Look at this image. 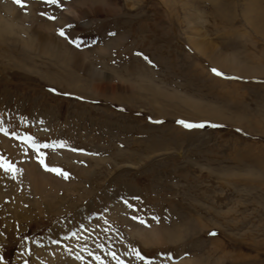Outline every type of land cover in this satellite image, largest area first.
<instances>
[{"label":"rangeland","instance_id":"obj_1","mask_svg":"<svg viewBox=\"0 0 264 264\" xmlns=\"http://www.w3.org/2000/svg\"><path fill=\"white\" fill-rule=\"evenodd\" d=\"M0 16L2 264H264V0Z\"/></svg>","mask_w":264,"mask_h":264},{"label":"snow or ice","instance_id":"obj_2","mask_svg":"<svg viewBox=\"0 0 264 264\" xmlns=\"http://www.w3.org/2000/svg\"><path fill=\"white\" fill-rule=\"evenodd\" d=\"M14 2H15L18 6H20L22 9H26V6H27V0H14ZM49 2H51V3H58L59 0H49ZM52 19H55V17H52ZM59 32H60V35H61V36H64V37L67 38V34L65 33L64 28L59 29ZM70 42H71L72 44H75L77 47H79V46H80V43H81L80 40H79L78 38H76V39H71ZM145 59H147V57H145ZM213 71H214V72H217L216 69H213ZM217 74H221V73L217 72ZM179 122L182 123V124H184L186 127H189V128H191V127H203V124L193 125V124H191V123H187V122H185V121H179ZM2 124H3V121L0 120V131H3V132H6V133H7L8 130H7L6 128H4V127L2 126ZM11 135L15 136L16 133H15V132H12ZM18 138H19V139H23V140H25V141H26V142H27L32 148L36 149L37 151H39V149H40L41 146H43V147H48V146H49L48 144H44V145L39 144V143L35 140V138L32 137L31 135H26V136H24V137H18ZM58 143H59L60 146H64V144H65L64 141H59ZM73 150H74V151H76V150L83 151V149H73ZM38 158H39V157H38ZM40 162H41V164H44V166H45L48 170L53 171V172H56V173H58V174L64 176L65 178H67L68 175H69L67 172L63 171V170L60 169V168H56V167L49 168V166H48L47 164H45V162H44L43 159H41ZM0 167H3L6 171L13 172V173L21 171L20 169H17V168L15 167V165L11 164L10 162H7V161L4 159V157H2V156H0ZM154 219H158V218H155V217H154ZM142 222H143V221H142ZM133 251L135 252V255H136V257H137L138 259H140V260H145V261H147V264H150V260H148V258L144 257V256H143L138 250H135V249H134ZM113 256H115L114 253H113ZM78 258H79V257H78ZM97 259L99 260L100 257L97 256ZM2 262H3V257L0 256V264H2ZM121 264H123V262H121Z\"/></svg>","mask_w":264,"mask_h":264},{"label":"bare ground","instance_id":"obj_3","mask_svg":"<svg viewBox=\"0 0 264 264\" xmlns=\"http://www.w3.org/2000/svg\"><path fill=\"white\" fill-rule=\"evenodd\" d=\"M0 18H1V16H0ZM3 30H5V28H3L2 26H0V33L3 31ZM6 31V30H5ZM218 58V57H217ZM65 61V60H64ZM222 61L224 62V64H231L230 62H229V60H228V58H226L225 56L222 58ZM233 70V69H232ZM95 72V71H94ZM95 84V83H94ZM93 84V85H94ZM104 85V84H103ZM100 86V85H99ZM194 107H196V110H198V105H199V103H195V102H193V104H192ZM5 134V133H4ZM15 138V137H14ZM14 154V153H13ZM19 157V156H18ZM11 175V174H10ZM2 179V178H1ZM8 179V178H7ZM13 179V178H12ZM20 179V178H19ZM2 180H4V179H2ZM1 180V181H2ZM7 184V183H6ZM17 184V183H16ZM15 185V184H14ZM2 188V187H1ZM6 190V189H5ZM2 189H0V193H2ZM1 195H3V193L1 194ZM18 202V201H17ZM19 204H20V202H19ZM20 208V207H19ZM16 210V209H15ZM152 232H154L153 230H152ZM156 233V232H155ZM149 234H150V232H149ZM149 235H147L146 237H148Z\"/></svg>","mask_w":264,"mask_h":264}]
</instances>
